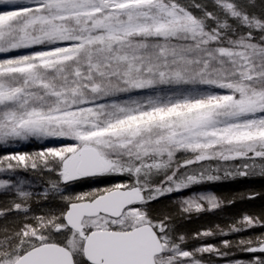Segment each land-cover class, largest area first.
Instances as JSON below:
<instances>
[{
    "label": "snow or ice",
    "instance_id": "obj_1",
    "mask_svg": "<svg viewBox=\"0 0 264 264\" xmlns=\"http://www.w3.org/2000/svg\"><path fill=\"white\" fill-rule=\"evenodd\" d=\"M255 6L0 0V192L11 197L0 219L14 215L0 264H264V212L194 233L220 244L189 249L175 217L152 207L177 195L181 216L214 211L235 200L194 189L264 178Z\"/></svg>",
    "mask_w": 264,
    "mask_h": 264
},
{
    "label": "trees",
    "instance_id": "obj_2",
    "mask_svg": "<svg viewBox=\"0 0 264 264\" xmlns=\"http://www.w3.org/2000/svg\"><path fill=\"white\" fill-rule=\"evenodd\" d=\"M262 7H264V0H256V6L254 10L259 12ZM194 191H213L218 196L226 200L234 199L235 203L229 206H224L214 211H205L199 214H192L190 216L179 215L177 217L176 215H173L175 217L174 224L176 228L185 226L186 229L191 230H195L198 227H203L204 229H214L216 225L227 226L234 218L239 217L243 213L247 212L250 214L258 215L261 212H264V178H239L235 180H227L211 185L200 186L194 189ZM252 192L259 193V195L252 200L240 198L241 194L247 196ZM10 199L11 197L9 195L0 192V209L9 206L8 201ZM164 202L165 200L163 199L159 200L155 202L152 207L157 211L168 210V212H170V208H168V206L164 204ZM209 214H211V216H207ZM199 216L205 217L199 218ZM13 219L14 215L8 216L5 219H0V227H2L5 223L10 224ZM244 235H248V233H245ZM216 239L218 238H212V240ZM207 240L208 239L204 241L196 240L195 242H193V244H201L206 242Z\"/></svg>",
    "mask_w": 264,
    "mask_h": 264
},
{
    "label": "rangeland",
    "instance_id": "obj_3",
    "mask_svg": "<svg viewBox=\"0 0 264 264\" xmlns=\"http://www.w3.org/2000/svg\"><path fill=\"white\" fill-rule=\"evenodd\" d=\"M190 2H191V0H181V3H190ZM195 2L196 3H202V2H205V0H195ZM255 5H256V0H255ZM19 150L20 151H28V152H31V151H34V150H38V145L32 144V145L19 146ZM26 174L27 173H22L21 175L24 176ZM28 175H29V179L28 180H32L36 184V187H35L34 190L37 191V192L42 191L43 190V185L40 183V181L37 180L35 177H33L30 174H28ZM114 182H116V181H113V180H106L105 181V183H114ZM102 186H104L103 183H101V184H81L80 186L75 187L73 189V191H76V192H78V191H86V190H88L91 187H102ZM188 194L189 193L185 192L182 195H185L186 196ZM162 199L165 200L164 204H166L168 206V208H170V210H171L170 212H172L171 214L172 215H176L178 217L180 215V213H179V204L178 203L174 204L173 201L178 200L179 197L177 195H171V196L162 197L160 200H162ZM43 205L44 206H42V207H46L45 204H43ZM203 229H204L203 227L202 228L201 227H198L195 230L194 229L191 230V229H186L185 226H181L180 228H176V234L177 235H179V234H185L189 238L188 239V242L186 244V247H188L189 249H192V248L198 247L200 245L198 243H195V245L192 243V242H195L196 241L194 239H191L192 235L194 233H197V232L202 231ZM231 237H233V239H236L237 238L235 236H231ZM227 238L230 239L229 237H227ZM208 240L206 242H204V243H213V244H217V245L220 244V240H212V238H209ZM244 258H247V257H244ZM204 259H205V261L213 260L214 261V264H224V261H222V260H216L215 257H210L207 254H205Z\"/></svg>",
    "mask_w": 264,
    "mask_h": 264
},
{
    "label": "bare ground",
    "instance_id": "obj_4",
    "mask_svg": "<svg viewBox=\"0 0 264 264\" xmlns=\"http://www.w3.org/2000/svg\"><path fill=\"white\" fill-rule=\"evenodd\" d=\"M34 151H36V150H34ZM24 178L25 179H29V175L28 174H26V175H24ZM42 206H44L42 203H40V204H37V203H35V202H33V205H32V208H33V211L34 212H39L42 208H44V207H42ZM211 213H214V212H211ZM207 216H211V214H209V215H207ZM202 217H205V216H199V218H202ZM251 233H248V235H250ZM230 239H233V237H229ZM221 238H218V239H216V240H220ZM193 243V242H192Z\"/></svg>",
    "mask_w": 264,
    "mask_h": 264
}]
</instances>
